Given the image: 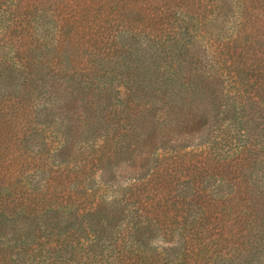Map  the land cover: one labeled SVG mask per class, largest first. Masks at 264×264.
<instances>
[{"label":"trees","instance_id":"16d2710c","mask_svg":"<svg viewBox=\"0 0 264 264\" xmlns=\"http://www.w3.org/2000/svg\"><path fill=\"white\" fill-rule=\"evenodd\" d=\"M0 264H264V0H0Z\"/></svg>","mask_w":264,"mask_h":264}]
</instances>
